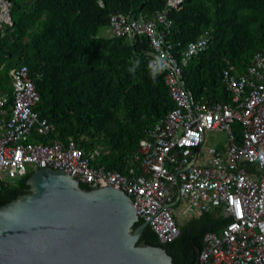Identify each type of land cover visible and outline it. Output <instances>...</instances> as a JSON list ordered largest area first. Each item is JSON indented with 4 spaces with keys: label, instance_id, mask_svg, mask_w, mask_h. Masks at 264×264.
<instances>
[{
    "label": "built area",
    "instance_id": "2783aa9c",
    "mask_svg": "<svg viewBox=\"0 0 264 264\" xmlns=\"http://www.w3.org/2000/svg\"><path fill=\"white\" fill-rule=\"evenodd\" d=\"M172 5L155 18L111 16L114 34L149 37L150 64L165 62L174 102L133 152L137 170L95 165L101 147L88 154L78 139L57 137L37 110L41 95L23 64L11 70V92H0V190L45 167L64 170L88 188L114 186L132 199L161 243L174 242L192 218L221 209L231 219L220 233L204 234L199 264H264V45L243 72L228 60L222 82L229 101L195 99L183 70L211 37L176 50L168 40ZM212 132L224 133V147L208 145Z\"/></svg>",
    "mask_w": 264,
    "mask_h": 264
},
{
    "label": "trees",
    "instance_id": "16d2710c",
    "mask_svg": "<svg viewBox=\"0 0 264 264\" xmlns=\"http://www.w3.org/2000/svg\"><path fill=\"white\" fill-rule=\"evenodd\" d=\"M6 1L12 22L0 18V92L10 93L11 70L27 65L41 95L37 110L55 125L56 136L78 139L88 154L101 147L92 163L126 172L146 131L174 102L166 72L151 76L149 37L105 31L112 30L115 13L155 18L170 0ZM168 19V40L179 52L193 40L211 37L184 68L186 87L195 99L229 101L223 69L229 60L245 71L264 45V0H182L171 6ZM137 59L140 64L130 73ZM30 175L2 186L0 205L28 192ZM226 222L205 213L186 222L172 243H161L149 225L140 240L166 246L174 264H195L194 247L202 246L204 233Z\"/></svg>",
    "mask_w": 264,
    "mask_h": 264
},
{
    "label": "water",
    "instance_id": "95a60500",
    "mask_svg": "<svg viewBox=\"0 0 264 264\" xmlns=\"http://www.w3.org/2000/svg\"><path fill=\"white\" fill-rule=\"evenodd\" d=\"M2 1L0 18L12 21ZM28 184L0 205V264H174L166 246L140 240L148 221L134 228L141 218L122 190L84 188L52 167L34 170Z\"/></svg>",
    "mask_w": 264,
    "mask_h": 264
},
{
    "label": "crops",
    "instance_id": "0c3cea01",
    "mask_svg": "<svg viewBox=\"0 0 264 264\" xmlns=\"http://www.w3.org/2000/svg\"><path fill=\"white\" fill-rule=\"evenodd\" d=\"M109 33L110 34H112L113 32H112V30H109ZM224 142H225V136H224V140H223ZM226 145V143L225 144H221L220 146L221 147H224ZM136 151V150H135ZM134 167L136 170H137V168H138V163L136 162V161H134V159H133V153L130 155V165H129V167L127 168V170H129V168L130 167ZM205 214V213H204ZM206 214H208V215H212L213 217H215V218H218V219H222V220H227V222L220 228V229H218V230H210V231H213V232H217V233H220L221 231H222V229L226 226V224L230 221V219L231 218H229V217H226V216H224V213H223V211L221 210V209H217V210H214V211H212V212H207ZM203 215V214H202ZM202 215H199V216H196V217H194V218H199V217H201ZM194 218H192V219H194ZM207 232H209V231H207ZM206 233V232H205ZM204 233V234H205ZM181 235V234H180ZM204 236V235H203ZM176 241V240H175ZM202 246H203V237H202ZM201 246V247H202ZM201 247H194L195 248V251H196V254H197V250L200 248L201 249Z\"/></svg>",
    "mask_w": 264,
    "mask_h": 264
},
{
    "label": "clouds",
    "instance_id": "9594fccd",
    "mask_svg": "<svg viewBox=\"0 0 264 264\" xmlns=\"http://www.w3.org/2000/svg\"><path fill=\"white\" fill-rule=\"evenodd\" d=\"M140 64V61L137 59L134 61L133 67H130L128 71L130 73H133L135 68L138 67ZM166 67V64L164 61H162L159 58H156L151 63V76L153 79H155L156 75L162 71ZM32 173V172H31Z\"/></svg>",
    "mask_w": 264,
    "mask_h": 264
},
{
    "label": "rangeland",
    "instance_id": "374dc122",
    "mask_svg": "<svg viewBox=\"0 0 264 264\" xmlns=\"http://www.w3.org/2000/svg\"><path fill=\"white\" fill-rule=\"evenodd\" d=\"M6 2V0H3L2 4ZM1 10V9H0ZM8 22H12L10 19ZM106 33L109 32V29L105 31ZM224 133L223 132H212L209 135L208 139V145L210 146H217L221 147V144H225L224 140Z\"/></svg>",
    "mask_w": 264,
    "mask_h": 264
},
{
    "label": "bare ground",
    "instance_id": "6f19581e",
    "mask_svg": "<svg viewBox=\"0 0 264 264\" xmlns=\"http://www.w3.org/2000/svg\"><path fill=\"white\" fill-rule=\"evenodd\" d=\"M2 2H3V1H2ZM2 2H1V3H2Z\"/></svg>",
    "mask_w": 264,
    "mask_h": 264
}]
</instances>
